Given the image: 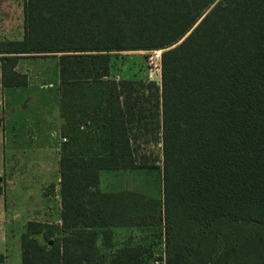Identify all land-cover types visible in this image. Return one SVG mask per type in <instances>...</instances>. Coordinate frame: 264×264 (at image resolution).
Listing matches in <instances>:
<instances>
[{"label":"trees","instance_id":"1","mask_svg":"<svg viewBox=\"0 0 264 264\" xmlns=\"http://www.w3.org/2000/svg\"><path fill=\"white\" fill-rule=\"evenodd\" d=\"M22 40H0L1 86H28L23 57H58L60 226L29 223L21 264H152L111 254L113 229H159L155 264H264V0H26ZM162 51L160 86L111 75L112 56ZM162 200L102 192L104 171L150 170ZM40 236L42 241L38 239Z\"/></svg>","mask_w":264,"mask_h":264},{"label":"rangeland","instance_id":"2","mask_svg":"<svg viewBox=\"0 0 264 264\" xmlns=\"http://www.w3.org/2000/svg\"><path fill=\"white\" fill-rule=\"evenodd\" d=\"M26 0H0V40H22ZM58 57H23L17 70L26 74L25 88L0 89V264H21L20 240L28 224L60 226L59 159L64 140L60 117ZM111 75L160 86V68L151 52H123L112 56ZM144 126L136 139L137 158L153 165L150 170L104 171L102 192L137 191L162 200V144ZM42 241L40 236H36ZM129 244L152 247L154 259L163 254L159 229H113V249ZM108 264V259L105 263Z\"/></svg>","mask_w":264,"mask_h":264},{"label":"built area","instance_id":"3","mask_svg":"<svg viewBox=\"0 0 264 264\" xmlns=\"http://www.w3.org/2000/svg\"><path fill=\"white\" fill-rule=\"evenodd\" d=\"M153 59L155 62L158 63V66L160 68V60H161V53L162 51H152Z\"/></svg>","mask_w":264,"mask_h":264},{"label":"crops","instance_id":"4","mask_svg":"<svg viewBox=\"0 0 264 264\" xmlns=\"http://www.w3.org/2000/svg\"><path fill=\"white\" fill-rule=\"evenodd\" d=\"M2 88L1 86V72H0V89ZM3 90H5L4 88H2Z\"/></svg>","mask_w":264,"mask_h":264},{"label":"water","instance_id":"5","mask_svg":"<svg viewBox=\"0 0 264 264\" xmlns=\"http://www.w3.org/2000/svg\"><path fill=\"white\" fill-rule=\"evenodd\" d=\"M0 182H1V179H0Z\"/></svg>","mask_w":264,"mask_h":264}]
</instances>
